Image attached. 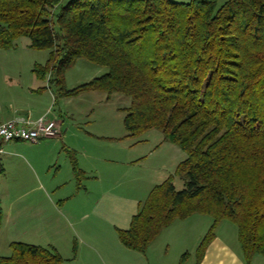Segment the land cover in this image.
I'll list each match as a JSON object with an SVG mask.
<instances>
[{
    "label": "trees",
    "instance_id": "trees-1",
    "mask_svg": "<svg viewBox=\"0 0 264 264\" xmlns=\"http://www.w3.org/2000/svg\"><path fill=\"white\" fill-rule=\"evenodd\" d=\"M21 38L50 51L33 73L50 76L59 98L127 96L129 136L157 129L186 154L176 171L183 189L174 176L156 186L118 231L125 247L145 254L175 220L200 214L214 222L198 264L225 220L237 226L246 264L264 258V0H0V47ZM80 59L108 71L69 90L66 73ZM3 218L0 200V230ZM10 248L0 264H66L53 246Z\"/></svg>",
    "mask_w": 264,
    "mask_h": 264
},
{
    "label": "crops",
    "instance_id": "crops-1",
    "mask_svg": "<svg viewBox=\"0 0 264 264\" xmlns=\"http://www.w3.org/2000/svg\"><path fill=\"white\" fill-rule=\"evenodd\" d=\"M35 65L22 68L0 61V123L46 117L55 121L61 130L59 137L38 144L22 141L3 144L0 161L4 168L16 167L14 180H24L25 185L24 189L23 184L19 187L18 193L26 197L24 202L16 203L19 198H15L14 189L17 188H14L12 196L9 194L13 200L6 208L1 198L2 180L7 176L5 170L0 179V200L4 210L0 232L8 225L12 239L10 245L16 242L13 234H28L29 230L33 234H47V246L56 248L66 264H169L172 245L177 250L183 249L182 252L191 250L196 253L213 224L209 219L197 217L201 216L198 214L186 220H175L161 232L145 254L125 247L118 234L119 230L130 229L133 217L151 191L174 176L172 171L186 159L180 155L179 146L165 141L163 136L153 150H144L142 142L134 140L135 137L129 136L125 129V115L121 124H112V116L106 112L100 116H93L94 112H91L81 120L85 128L76 129L78 124L73 120L77 113L69 110L66 118L61 107L51 112L49 105L54 101L56 107L58 102H71L73 97L59 98L49 83L50 77L42 81L35 76ZM111 98L106 94V98L99 101V106ZM87 117L91 118L88 120ZM98 119L100 125H97ZM120 137L128 138L129 144L117 150L96 145L99 139ZM66 150L76 154L79 169L88 185L81 181V188L78 187ZM161 153L168 156L169 161H164L165 157L155 163L152 172L142 171V163ZM221 224L224 222L217 227L215 238L199 264H225L228 239L224 234L223 238L218 234ZM228 230L227 235H230L232 227ZM164 242L168 247L162 252ZM188 245L191 246L187 248ZM190 256L186 264L191 261L192 254ZM258 256L254 257L252 264H264V259Z\"/></svg>",
    "mask_w": 264,
    "mask_h": 264
},
{
    "label": "rangeland",
    "instance_id": "rangeland-1",
    "mask_svg": "<svg viewBox=\"0 0 264 264\" xmlns=\"http://www.w3.org/2000/svg\"><path fill=\"white\" fill-rule=\"evenodd\" d=\"M171 1L177 2V3H188L191 0H171ZM227 1L228 0H220V5L225 4ZM49 56H50L49 50H35V49L30 48V42L27 38L19 39L15 43L14 48H11L8 50L2 49L0 47V61H3V62L8 61L22 68H30L31 66H33V64H45L48 61ZM107 71L108 69L105 67L95 65L89 62L88 60L80 59L77 61L76 66H74V68H72L66 73V76H65L66 87L74 89L78 86H81L83 84L90 82L91 80L97 77L103 76L104 74L107 73ZM105 98H106V93L99 92V91H96V92L92 91V92H85L81 94L80 96H78V98L73 97V99L70 100L71 102H66L67 100H65L64 102H60V103L58 102L56 104V107H55L54 101H50L49 105H50L51 112H53L54 109L59 110L61 107L62 110L64 111L63 113L64 117L66 115V118H67V114H69L68 113L69 110L70 111L73 110L75 113L80 115V117H78V115L76 114V119L73 120V121H76L78 124L76 125V129L85 128V125L83 121L81 120H85V117L83 118V116L88 115L91 112H94L93 116H100L103 114V112L104 113L106 112L108 115L112 116V120H113L112 124H121L123 122V117L125 115V113L123 112V109L129 108L131 106V99L122 94H113L109 102L103 103L101 104V106H99V101ZM90 118L91 117H87L86 119L89 120ZM98 121L99 122H97V125H100L101 123L100 119H98ZM98 130H101V129H98ZM160 139L161 140L163 139V133L157 129L149 130L134 138V140L142 142L141 145L144 147V150H148L149 148L153 150L156 144H160V141H159ZM129 142L130 140H128V138L120 137L118 139H113V140L112 139H99L98 141H96V145H98V147H104V148L113 147L112 148L113 150H117L121 147L127 146ZM178 149L181 153L180 155H182V157L185 158L186 157L185 152L179 147ZM65 152L67 154L68 159L71 162V166L73 167L71 157L72 156L77 157L76 154L70 150H66ZM165 157L166 156L164 155V153L155 154L149 157L147 161L145 162V164L144 163L141 164L142 171L152 172L154 169L153 166L155 165V163L157 164L158 162L162 161ZM166 158L167 159L164 161H169V157L167 156ZM5 170H6L7 176L4 180H2L1 198H3L4 203H5L4 205L6 206V208L7 207L9 208L8 206L9 201L13 200L9 197V194L12 196V191L14 188H17V190L14 189V192L16 194L15 198L17 199L19 198V200H17L16 203L24 202L26 200V197L25 195L23 196L22 193H18L19 187L22 186V184L24 185V180H22V182L19 179L14 180L15 174H16L15 172L17 170L16 167L14 169L10 166L7 168L5 167ZM65 171L66 170H64V172ZM176 171L177 169L172 171V175H174L175 177V186L177 190H182L184 187L183 179H181L179 176L176 175ZM81 181L83 182L84 185H88L87 184L88 181L86 178H82ZM22 187L24 189L25 185ZM197 217H203L204 219H209L211 223L214 222V219L209 215H201ZM57 219L58 218L56 217L55 222L57 221ZM223 222L224 224H221L218 234L222 238L224 234L225 238L228 239V244H226V250H225V264H240L242 262L243 264H246L244 256H243L242 248H241L240 242L238 241V237H237V234H238L237 226H235V224H233L232 222L228 220H225ZM24 224L26 225V223ZM227 225L229 227H232V233L230 235H227L229 231L228 230L229 227L227 228ZM7 227L8 225L7 226L5 225V229L0 232V258L10 256L12 253V250L10 248V240H12L10 239L11 233H10L9 228ZM18 230L21 231V229H18ZM22 231H23V228H22ZM13 235L15 236L13 240L16 242H23V243H28V244L29 242H35L31 244L47 246L46 244L48 241L47 234L46 235H44L43 233L39 234L38 232L37 234H33V232L29 230L28 234L19 233V234H13ZM166 244L167 243L164 242V244L162 245V252H164L166 248L168 247ZM189 246L191 245H188L187 248H189ZM182 250L183 249L177 250L174 248L173 245L171 246L169 250V257H168L169 264H186L189 260V257H191L190 256L191 254H192V259L191 261H189L188 264H198V259H199L198 251L194 253L190 250L185 253V251L182 252ZM180 252L182 253L179 255ZM258 257L259 259H264L262 256H258ZM153 260H154V257H153Z\"/></svg>",
    "mask_w": 264,
    "mask_h": 264
},
{
    "label": "built area",
    "instance_id": "built-area-1",
    "mask_svg": "<svg viewBox=\"0 0 264 264\" xmlns=\"http://www.w3.org/2000/svg\"><path fill=\"white\" fill-rule=\"evenodd\" d=\"M60 127L55 121L42 117L38 120L14 119L0 123V154L4 152L3 144L22 141L38 144L43 140L60 136Z\"/></svg>",
    "mask_w": 264,
    "mask_h": 264
}]
</instances>
